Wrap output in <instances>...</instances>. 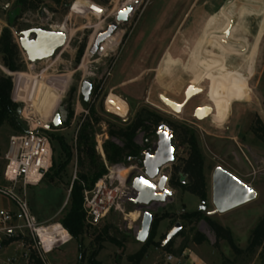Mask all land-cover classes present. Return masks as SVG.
<instances>
[{
	"label": "rangeland",
	"instance_id": "1",
	"mask_svg": "<svg viewBox=\"0 0 264 264\" xmlns=\"http://www.w3.org/2000/svg\"><path fill=\"white\" fill-rule=\"evenodd\" d=\"M91 1L105 10L101 17L75 7V0H28L22 11H17L18 0H0V35L5 27H10L21 66L20 70L11 71L0 53V74L12 79L13 101L21 108L28 106L24 99L13 96L16 83L17 88L25 90L30 86V81L20 73L42 75V80L57 87L60 99L50 118L43 119L35 108L36 117L51 123L57 112L71 114L49 132L64 138L71 149V159L61 176L56 177L66 158L59 141L52 140L55 147L51 170L38 185L27 187L31 208L40 221H58L66 213L74 180L88 172L87 157L78 139L83 130L106 165L104 175L112 174L121 182L130 175L134 178L144 174V151L154 153L158 145L154 128L138 130L134 141L141 153L137 158L111 164L106 160L104 145L113 140L122 146L120 140L110 137L109 131L125 129L139 116L148 114L160 115L162 123L174 130V160L160 169V176L168 177L167 188L173 194L164 202L142 208L135 202L137 194L131 193L120 209H113L96 226L85 222L81 240L73 238L54 250L48 256L49 264H90L91 257L99 264H162L165 253L179 256L184 252L201 264H264V243L253 251L248 249L252 230L264 216V141L254 132L260 122L264 126V0H137L131 3L134 9L128 20L120 22L115 35L105 41L107 47L94 55L90 47L97 33L116 21L126 1ZM61 24L66 26L67 43L51 58L35 61V69L29 70L31 62L19 43L23 31L59 30L55 26ZM207 69L213 70L215 76L222 69L227 73L209 108L202 110V114L198 111L197 117L195 111L209 103V83L205 81L199 93L190 87ZM86 79L93 82L88 102L80 93ZM167 101L173 107L179 103L181 111L171 109ZM19 121L26 129L21 116ZM20 133L8 122L0 127V186L9 185L3 178L9 138ZM188 133L195 136L204 157L208 194L205 208L197 195L170 183L173 176L188 180L181 171L189 153L184 141ZM217 167L251 186L257 197L219 213L212 201V177ZM118 169L128 171L124 179L118 175ZM92 186L90 178L84 187ZM10 206L9 198L0 193V208ZM201 208L200 218L184 216ZM146 210L153 214V221L149 236L142 243L137 234ZM131 212L140 213V218L128 216ZM208 218L230 229L238 251L226 240L217 239ZM177 223L182 229L162 247L164 238ZM197 233L206 237L203 243L195 241ZM15 253L14 247L0 251V264H21L7 262ZM35 264H39L38 260Z\"/></svg>",
	"mask_w": 264,
	"mask_h": 264
},
{
	"label": "built area",
	"instance_id": "2",
	"mask_svg": "<svg viewBox=\"0 0 264 264\" xmlns=\"http://www.w3.org/2000/svg\"><path fill=\"white\" fill-rule=\"evenodd\" d=\"M101 49L102 44L96 54H100ZM34 63L28 65L29 70L35 69ZM26 109L27 106L22 107L19 113L26 121V131L10 136L4 153L3 178L9 185L0 186V193L9 198L11 206L0 208V251L14 247L16 253L7 259L9 263L35 264L40 260L49 264V254L71 242L73 237L61 221H40L31 208L27 187L38 185L53 166L49 135L53 125ZM131 193L137 194L132 184L126 179L119 182L112 174L104 175L90 188L85 187L86 224L96 226L113 209H120ZM189 257L187 252L179 256L165 253L162 264H187Z\"/></svg>",
	"mask_w": 264,
	"mask_h": 264
},
{
	"label": "trees",
	"instance_id": "3",
	"mask_svg": "<svg viewBox=\"0 0 264 264\" xmlns=\"http://www.w3.org/2000/svg\"><path fill=\"white\" fill-rule=\"evenodd\" d=\"M58 1V0H57ZM28 0H18L17 11H22L27 5ZM0 53L3 54L4 65L11 71L20 70L19 51L18 45L14 42L12 32L10 27H5L0 35ZM13 82L11 77H6L0 74V127L8 122L12 128L19 129L22 132L26 131L25 128L21 126L19 121L18 108L20 105L13 101L12 99ZM14 99L17 96V83L14 91ZM65 110V109H64ZM71 114L68 113L66 118H70ZM163 118L157 114H148L146 117L139 116L132 124L127 126L125 129H111L109 135L112 139H117L122 142V146L117 144L113 140H108L105 142V155L107 162L111 164H117L127 161L129 158H137L141 153L139 146L136 144L135 137L139 129H144L146 131L153 129V132H157L158 127L161 125ZM254 132L264 141V126L260 122L258 127L254 128ZM53 133H49L51 141L57 139L59 141L60 147L65 155L64 163L59 165L58 170L55 173L56 177H60L63 171H65L70 159H71V149L65 143L62 136H54ZM53 137V138H52ZM79 144L84 151L87 162H88V172L87 174L81 173L79 179L74 180L70 200L68 202V208L66 213L62 216V224L68 229L72 237L81 240L85 232V215L83 211V191L84 185L88 183L90 178H92V185L95 184L107 171L106 165L102 157L96 152L94 145H90V138L88 133L83 130L79 135ZM184 141L189 146L188 157L184 159L181 171L187 176L188 180L177 179L175 176L171 179L170 183L174 187H180L184 191L191 192L199 197L203 204V208L207 204V188L206 179L204 174V157L201 152L199 143L195 136L191 133L186 134ZM53 151L54 143L52 141ZM54 162V160H53ZM179 170V168H177ZM51 170V169H50ZM49 173V172H48ZM47 173V174H48ZM45 175V177L47 176ZM203 208L198 211L188 212L185 217H196L200 218L203 214ZM209 226L215 232L217 239L226 240L233 249L238 251L232 233L229 228L222 226L220 223L208 218ZM206 237L202 234L197 233L195 241L197 243H203ZM264 243V216L260 219L256 227L252 230L251 239L248 249L253 251L257 247ZM101 248V247H100ZM100 248L95 251L98 254ZM82 258V256L80 257ZM90 264H99L95 258L91 257ZM39 264H43L38 260Z\"/></svg>",
	"mask_w": 264,
	"mask_h": 264
},
{
	"label": "water",
	"instance_id": "4",
	"mask_svg": "<svg viewBox=\"0 0 264 264\" xmlns=\"http://www.w3.org/2000/svg\"><path fill=\"white\" fill-rule=\"evenodd\" d=\"M94 11H99L98 7H93ZM134 7L132 4L126 5L118 11L116 21L112 23L105 31L97 33L91 47L90 53L96 54L100 44L107 41L118 29L120 22H126L132 13ZM128 10V11H125ZM123 13V14H122ZM20 39V46L24 50L28 60L35 62L51 58L56 51L62 48L68 40V34L64 30H47L43 28H30L24 30ZM93 82L89 79L83 80L80 87V93L85 102H88L92 93ZM171 109L176 110L169 101L166 102ZM21 107L18 112H21ZM198 109L195 111L196 116ZM67 117L66 112H57L52 120V125L58 127ZM158 145L154 153L150 150L144 151V174H138L134 178L130 175L127 182L137 192L135 202L142 208L147 207L154 202H164L167 196H172L173 191L167 188L168 177L160 176V169L174 160L175 147L172 144L174 130L168 123H162L157 130ZM158 181L156 182V180ZM249 189L252 191L249 192ZM257 192L248 184L241 181L235 175L224 169L217 167L212 177V201L215 209L219 213L227 212L245 203L254 200ZM153 221V214L144 211L142 214L141 228L137 234V240L144 243L150 232ZM182 229V225L177 223L166 235L162 242L165 247Z\"/></svg>",
	"mask_w": 264,
	"mask_h": 264
},
{
	"label": "bare ground",
	"instance_id": "5",
	"mask_svg": "<svg viewBox=\"0 0 264 264\" xmlns=\"http://www.w3.org/2000/svg\"><path fill=\"white\" fill-rule=\"evenodd\" d=\"M125 1L126 2L124 4V6H126L128 4H131V3H133L134 1H137V0H125ZM74 6L75 7H80V8L86 9V10H91L93 12V14L96 15L97 17H101L103 15V12L105 11L102 7H100L99 5L95 4L91 0H75ZM121 6H122V4H121ZM93 7H98L100 10L98 12L94 11ZM230 26H228V27H230ZM65 27H66L65 24H61L59 26H55V29L58 28L59 30H65ZM226 31L229 32V30H227V28H226ZM112 37L113 36H111V38ZM110 39H108V40H110ZM113 39L115 41L118 40V36H114ZM107 45H108V43L106 42L102 46L101 51L103 50V47H107ZM168 54L169 53L167 52L166 53V57H167ZM223 69L221 70L222 72L220 74H218V76H215L213 74V72H212L213 70L207 69L205 74L202 77H200L199 81L196 82L195 85L190 87L191 90L194 91V93L195 92L199 93V92H201L203 90L202 84L205 81H207L209 83V88L206 91V100L209 103H206L202 107L198 108V111H200L199 112L200 114L203 113L202 110H207L209 108L211 100L219 92V89H220V87L222 85V81H225L223 78L226 77L227 71H225V73H224ZM19 75L22 76V77L27 78L30 81V86L26 90L19 86V88H17L18 91H17L16 99H20V100L24 99L27 102V104H28L27 109H26L27 112L35 113V108H36L38 112L40 111V113L42 115L41 117L43 119L44 118H50L52 113H53V111H54V108L56 106L57 100L60 99V94L57 92V87L54 84L50 85L47 82V80H42L43 79L42 75H39L40 77L32 76L31 74H28V73H20ZM60 88H62V87H60ZM188 96L189 95H187V97ZM179 105H180L179 103H178V105L174 104V108L176 110H180L181 107ZM176 112H178V111H176ZM115 171H116V169H115ZM127 172L128 171H126L125 169H121V170L118 171V175L124 179V177L126 176ZM128 216H130L133 219H137L139 217V214L137 212H131Z\"/></svg>",
	"mask_w": 264,
	"mask_h": 264
},
{
	"label": "crops",
	"instance_id": "6",
	"mask_svg": "<svg viewBox=\"0 0 264 264\" xmlns=\"http://www.w3.org/2000/svg\"><path fill=\"white\" fill-rule=\"evenodd\" d=\"M18 91V90H17ZM10 248V247H8ZM6 248V249H8ZM5 250V249H4ZM202 262L200 260H195L192 255H190L189 259L187 260V264H201ZM207 264V263H205Z\"/></svg>",
	"mask_w": 264,
	"mask_h": 264
},
{
	"label": "snow or ice",
	"instance_id": "7",
	"mask_svg": "<svg viewBox=\"0 0 264 264\" xmlns=\"http://www.w3.org/2000/svg\"><path fill=\"white\" fill-rule=\"evenodd\" d=\"M125 11H128V10H125ZM123 14V13H122ZM252 190L251 189H249V192H251Z\"/></svg>",
	"mask_w": 264,
	"mask_h": 264
}]
</instances>
